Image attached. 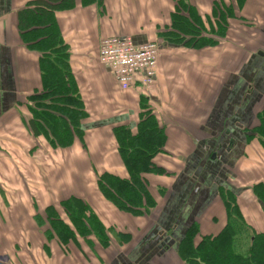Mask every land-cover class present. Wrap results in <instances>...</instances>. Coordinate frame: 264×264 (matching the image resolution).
Listing matches in <instances>:
<instances>
[{"label":"crops","instance_id":"1","mask_svg":"<svg viewBox=\"0 0 264 264\" xmlns=\"http://www.w3.org/2000/svg\"><path fill=\"white\" fill-rule=\"evenodd\" d=\"M29 1L0 0V264H137L132 256L137 233L152 224L162 229L160 238L143 246L138 264H182L176 248L192 223L211 236L226 225L223 192L234 197L244 223L264 233L262 205L251 192L264 185V149L250 138L264 113V0H243L241 6L238 0H74L71 9L56 12L62 52L51 54L52 61L62 53L67 87H73L86 115L82 142L64 149L51 147L42 128L34 137L29 126V97L43 90L42 55L18 31L17 12ZM216 5L232 8L234 15L225 18L222 38L215 32ZM175 17L186 25L173 29ZM171 33L182 43L170 44ZM113 36L159 44L149 89L136 80L121 91L98 63L100 40ZM195 37L214 44L198 46L191 41ZM145 111L164 132L163 151L152 162L166 173L141 176L155 207L132 216L104 199L97 180L103 173L127 180L112 130L135 133ZM245 114L252 124L239 123L244 141L234 154L218 128L223 117L239 121ZM70 197L81 199L100 222L110 239L107 248L88 234L87 224L81 226L88 213L73 224L59 208ZM57 215L73 237L65 244L50 225ZM118 234L131 239L120 245ZM237 238L242 241V235Z\"/></svg>","mask_w":264,"mask_h":264},{"label":"trees","instance_id":"2","mask_svg":"<svg viewBox=\"0 0 264 264\" xmlns=\"http://www.w3.org/2000/svg\"><path fill=\"white\" fill-rule=\"evenodd\" d=\"M93 1L97 0H82V3L89 4ZM242 2L243 0H238L240 6ZM73 4L74 0H32L17 12L18 31L22 41L32 44L34 50L42 55L40 71L43 90L29 97V101L33 104V107L29 109L31 114L29 126L34 137L42 135L43 132L40 131L42 128L50 146L61 149L71 146L74 140L82 142L81 125L86 118L73 87L71 85L67 87L66 79L69 72L65 60L62 59V53L56 61H52L51 56V54L58 56L57 53L62 52V49L57 47L59 32L54 19L55 13L69 10ZM212 14L217 22L216 35L225 37L228 31L225 18L234 19L232 8L222 9L216 5ZM193 21L197 28H200L201 25ZM172 22L173 29L178 25H186L184 21L176 17L172 19ZM198 34L200 36L199 32ZM174 35L172 33L168 35L169 43L173 45L182 43L183 40ZM195 38L191 41L198 43V46L214 44L206 38ZM43 61L47 63H41ZM163 133L149 111L141 114L135 133L126 127H116L112 130L119 156L127 173V180L103 173L97 180V187L104 199L117 210L139 216L148 215V212L155 207L141 176L166 173L152 162L154 156L163 151ZM252 137H256L264 149V113L259 115L257 124L252 127L250 138ZM251 192L256 201L261 203L264 213V185L254 186ZM222 200L227 212V223L222 231L216 236L205 235L202 234L197 222L192 223L176 248V255L180 262L182 264H264V233H256L244 223L231 194L223 192ZM58 206L73 224L80 222L88 213L89 215L85 218L87 223L82 222L81 226L87 224L88 234L92 233L100 245L104 244L107 248L109 236L81 199L70 197L59 202ZM50 225L54 232L58 231V234L66 239V241L58 240V242L65 244L73 238L66 228L60 226L58 215L57 218L55 216L50 219ZM82 233L80 229V234ZM238 234L244 236L246 243L240 244L241 239L237 243ZM130 239L128 234L116 236L120 245L127 244Z\"/></svg>","mask_w":264,"mask_h":264},{"label":"built area","instance_id":"3","mask_svg":"<svg viewBox=\"0 0 264 264\" xmlns=\"http://www.w3.org/2000/svg\"><path fill=\"white\" fill-rule=\"evenodd\" d=\"M156 42L136 43L129 36L103 38L99 42L97 61L108 70L121 91L138 81L143 89L155 82L159 58Z\"/></svg>","mask_w":264,"mask_h":264},{"label":"rangeland","instance_id":"4","mask_svg":"<svg viewBox=\"0 0 264 264\" xmlns=\"http://www.w3.org/2000/svg\"><path fill=\"white\" fill-rule=\"evenodd\" d=\"M231 117H229V116L223 117L221 127L218 129H222L223 134H225L228 137V139L230 140L231 150L234 151L232 153L239 154L242 151V148L239 145V141L242 142V139L244 141L243 135L245 133H243V131L241 129H239L238 127H240L239 125L241 124V126H243L244 128H247V125H251L252 122L249 119L250 118L249 114H245V116L242 117L239 121L233 120V119H231ZM212 161H215V160H212ZM200 213H201V211L198 213V215H200ZM174 214H175V212L172 213V215H174ZM186 223L187 224L189 223L188 219H186V222L182 225L181 229L183 227H185ZM155 226H159V224H156V225L152 224L148 227L146 226L147 229H145L144 232L139 231L137 233V238L135 240V247L133 249L134 254L132 255L133 258H135L134 260L136 261L137 264H138V260L142 256V250L144 249L143 246L146 243H147V245L152 244L153 241H158L160 238V232L162 231V229L158 228V227L155 228ZM162 236H164V235L162 234ZM175 238H177L176 235H175ZM242 238H243V240H242L243 242L241 241L240 244L246 243L244 236H242Z\"/></svg>","mask_w":264,"mask_h":264},{"label":"water","instance_id":"5","mask_svg":"<svg viewBox=\"0 0 264 264\" xmlns=\"http://www.w3.org/2000/svg\"><path fill=\"white\" fill-rule=\"evenodd\" d=\"M165 249H167V248L165 247Z\"/></svg>","mask_w":264,"mask_h":264}]
</instances>
